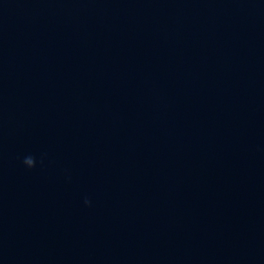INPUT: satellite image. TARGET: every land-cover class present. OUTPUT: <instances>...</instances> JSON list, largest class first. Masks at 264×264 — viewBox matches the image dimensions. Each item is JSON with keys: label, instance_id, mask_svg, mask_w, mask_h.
I'll return each mask as SVG.
<instances>
[{"label": "water", "instance_id": "obj_1", "mask_svg": "<svg viewBox=\"0 0 264 264\" xmlns=\"http://www.w3.org/2000/svg\"><path fill=\"white\" fill-rule=\"evenodd\" d=\"M0 264H264V0H0Z\"/></svg>", "mask_w": 264, "mask_h": 264}]
</instances>
